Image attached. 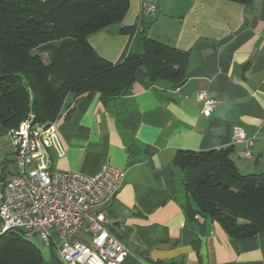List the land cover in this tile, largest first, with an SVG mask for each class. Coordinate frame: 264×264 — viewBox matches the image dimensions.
I'll return each instance as SVG.
<instances>
[{
    "label": "crops",
    "instance_id": "obj_1",
    "mask_svg": "<svg viewBox=\"0 0 264 264\" xmlns=\"http://www.w3.org/2000/svg\"><path fill=\"white\" fill-rule=\"evenodd\" d=\"M154 1L156 12L142 17L138 30L188 51L184 82L150 84L139 68L123 95L103 102L98 92L83 93L57 121L61 148L50 149L52 167L94 175L107 163L125 171L123 185L99 209L129 249L120 264H264V230L230 238L216 222L186 215L175 163L179 150L231 146L241 174L264 170V0ZM139 9L140 0H129L120 22L88 36L99 55L116 62L127 48L140 51ZM199 91L218 101L208 117ZM235 125L252 139L248 157L243 143L232 141ZM13 171L0 127V191Z\"/></svg>",
    "mask_w": 264,
    "mask_h": 264
},
{
    "label": "trees",
    "instance_id": "obj_2",
    "mask_svg": "<svg viewBox=\"0 0 264 264\" xmlns=\"http://www.w3.org/2000/svg\"><path fill=\"white\" fill-rule=\"evenodd\" d=\"M128 8L129 0H0V127L15 129L29 116L37 123L58 121L86 92H98L103 102L123 95L139 68L150 84L180 86L188 51L148 37L140 23L134 26L140 51L127 48L116 62L89 43V35L120 22ZM231 152V146L179 150L175 163L188 195L186 215L243 239L264 230V170L241 174ZM43 263L39 248L20 231L0 233V264Z\"/></svg>",
    "mask_w": 264,
    "mask_h": 264
},
{
    "label": "built area",
    "instance_id": "obj_3",
    "mask_svg": "<svg viewBox=\"0 0 264 264\" xmlns=\"http://www.w3.org/2000/svg\"><path fill=\"white\" fill-rule=\"evenodd\" d=\"M156 10L154 0H140L138 25ZM197 99L205 117L218 103L206 91ZM7 135L14 171L0 191V233L13 229L26 238L36 235L56 249L63 264H120L129 249L109 231L99 209L123 185L125 171L107 163L94 175L54 169L50 149L61 148L56 119L37 123L29 116ZM232 141L243 143L242 156L250 155L252 139L240 126L233 127Z\"/></svg>",
    "mask_w": 264,
    "mask_h": 264
},
{
    "label": "rangeland",
    "instance_id": "obj_4",
    "mask_svg": "<svg viewBox=\"0 0 264 264\" xmlns=\"http://www.w3.org/2000/svg\"><path fill=\"white\" fill-rule=\"evenodd\" d=\"M36 52V51H35ZM42 59L44 62L47 61L46 54H41ZM77 237L87 240V236L83 235L82 233L78 232ZM29 241H31L34 245H36L44 259L43 264H63L62 261L59 258V255L57 254L56 249L53 246H48L45 242H43L38 236L33 235L28 238Z\"/></svg>",
    "mask_w": 264,
    "mask_h": 264
}]
</instances>
